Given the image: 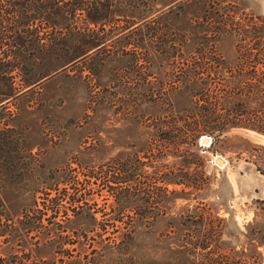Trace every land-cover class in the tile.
I'll return each mask as SVG.
<instances>
[{
    "label": "rangeland",
    "instance_id": "374dc122",
    "mask_svg": "<svg viewBox=\"0 0 264 264\" xmlns=\"http://www.w3.org/2000/svg\"><path fill=\"white\" fill-rule=\"evenodd\" d=\"M19 19L46 29L15 37L0 102V264H264V144L179 141L165 92L228 80L264 0H0V67Z\"/></svg>",
    "mask_w": 264,
    "mask_h": 264
},
{
    "label": "trees",
    "instance_id": "16d2710c",
    "mask_svg": "<svg viewBox=\"0 0 264 264\" xmlns=\"http://www.w3.org/2000/svg\"><path fill=\"white\" fill-rule=\"evenodd\" d=\"M174 1L165 0V5H170ZM29 21L31 20L19 19L10 22L9 38L12 40L10 51L13 54L0 67V81L10 80V86L6 87V83L2 84L7 90L3 93L0 102L19 92L18 88L12 85L13 71L18 68L19 63L16 53L21 45L15 41V37L21 38L26 34L30 36L32 32L38 35L39 28L46 29L45 26H42L43 24L33 27L34 24L29 23ZM44 25L55 31L61 32L63 30L61 23L52 22ZM68 28L75 31L71 27ZM248 33L250 48L244 51L240 50L242 52L236 54V64L240 66H235L236 70L230 73L228 80L219 71L214 74L217 78L221 76L219 78L222 80H215V75L207 72L205 68H193L184 71L186 79L184 84L180 86L170 85L166 88L165 92L168 95H180L187 101L183 109L189 111V114H175L171 118L169 126H166L167 131L181 139L179 141L183 142L186 137L195 141L201 135H209L219 139L232 128L241 127L264 134V26L250 24ZM237 40L236 44L240 46L243 44L244 38L239 37ZM95 41L87 42L88 46L83 52L102 44V42L98 43L101 41L99 39ZM162 89L164 88L161 87L157 90L156 95L158 94V96L154 98L155 103L159 101V94L162 93ZM170 103L174 104L172 98H170ZM172 132H176L178 135H174ZM117 180L119 181L120 178ZM126 193L130 192L128 190L117 192V194L122 195H126ZM119 217L117 215L116 219L120 220Z\"/></svg>",
    "mask_w": 264,
    "mask_h": 264
},
{
    "label": "bare ground",
    "instance_id": "6f19581e",
    "mask_svg": "<svg viewBox=\"0 0 264 264\" xmlns=\"http://www.w3.org/2000/svg\"><path fill=\"white\" fill-rule=\"evenodd\" d=\"M239 132H241V133H243L244 135H247V136H249L250 138H253V139H255V140H257L258 142H260V143H262V144H264V136H262V135H259V134H257V133H253L252 131L250 132V131H244V130H238ZM216 161H217V163H219V164H222V166L224 165V160L222 159V158H216ZM218 164V165H219Z\"/></svg>",
    "mask_w": 264,
    "mask_h": 264
},
{
    "label": "water",
    "instance_id": "95a60500",
    "mask_svg": "<svg viewBox=\"0 0 264 264\" xmlns=\"http://www.w3.org/2000/svg\"><path fill=\"white\" fill-rule=\"evenodd\" d=\"M248 130H250V131H253V132H256V131H254V130H251V129H248ZM257 134H260V133H258V132H256ZM262 135V134H261ZM264 136V135H263Z\"/></svg>",
    "mask_w": 264,
    "mask_h": 264
},
{
    "label": "built area",
    "instance_id": "2783aa9c",
    "mask_svg": "<svg viewBox=\"0 0 264 264\" xmlns=\"http://www.w3.org/2000/svg\"><path fill=\"white\" fill-rule=\"evenodd\" d=\"M209 139H210V137H209Z\"/></svg>",
    "mask_w": 264,
    "mask_h": 264
}]
</instances>
